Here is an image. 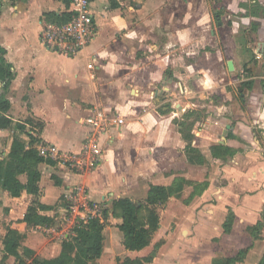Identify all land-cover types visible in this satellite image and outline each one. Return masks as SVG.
<instances>
[{
  "label": "crops",
  "instance_id": "obj_1",
  "mask_svg": "<svg viewBox=\"0 0 264 264\" xmlns=\"http://www.w3.org/2000/svg\"><path fill=\"white\" fill-rule=\"evenodd\" d=\"M68 4L2 0L0 46L16 73L6 89L13 123L0 129L3 154L16 136L28 140L29 133L60 151L78 152L93 132L84 119L95 109L121 115L125 123L101 135L93 171L43 162L37 194L15 197L0 186L2 238L35 201L50 205L42 213L56 220L66 210L57 203L74 189L107 206L119 197L144 200L151 184L184 176L193 183L165 203L146 247L127 249L117 220L111 222L122 237L120 262L147 256L161 242L149 264H213L242 248L236 264H258L264 225L258 238L248 227L264 219V0H92L97 32L76 56L50 50L40 38L44 13ZM4 85L0 79V92ZM28 117L44 122L40 133L25 123ZM229 138L235 153L216 158L211 147ZM190 140L202 161L189 158ZM198 182L207 186L191 197ZM229 211L234 219L225 232ZM192 230H203L206 241L193 238ZM31 236L25 246L36 251ZM61 248L57 243L48 257Z\"/></svg>",
  "mask_w": 264,
  "mask_h": 264
},
{
  "label": "trees",
  "instance_id": "obj_2",
  "mask_svg": "<svg viewBox=\"0 0 264 264\" xmlns=\"http://www.w3.org/2000/svg\"><path fill=\"white\" fill-rule=\"evenodd\" d=\"M69 3L70 0H65ZM113 1V0H112ZM2 0H0L1 11ZM70 12L47 11L44 13L46 20L66 21L70 17ZM6 49L0 46V79L5 82L4 91L0 92V129L7 128L13 123L8 115L11 107L10 100L6 97V89L15 78L16 73L12 65L5 58ZM246 84V83H245ZM25 123L30 124L39 133L44 127V122L33 117H28ZM17 127L25 130V124L17 123ZM29 139L23 140L16 136L12 142L10 152L7 157H0V186L9 192L10 195L18 197L23 192L37 194L40 191L39 181L42 177L40 164L43 162L56 163L55 160L47 158L41 154L38 145L44 140L37 134L29 133ZM193 134L190 139H193ZM232 133L229 134V137ZM187 144L186 150L191 153L189 158L202 161L203 156L197 154L198 147ZM216 158L226 161L235 151L231 139L225 143H219L211 147ZM193 155V156H192ZM25 175L23 181L21 176ZM191 180L184 176L175 178L172 184H151L148 195L144 200H133L130 197H119L112 202V215L116 218V226L123 232V244L127 249L140 250L150 244L151 238L160 227V210L172 196L179 197L186 184H192ZM207 186V182L195 184V190L191 194L193 197ZM67 207V206H66ZM51 208L50 205L35 201L28 206L22 219L12 220L3 238V249L0 250V264H10L9 258L14 257V264H89L91 261L101 257L104 249V229L106 221L110 216V210L106 206L102 211V216L90 218L87 222H81L74 227V233L63 240L62 248L58 255L53 257H41L30 247H25L21 253L19 247L25 239L28 231L39 226H50L54 221V216L42 213L43 210ZM264 217V216H263ZM234 213L229 211L223 224L224 231L231 230ZM264 225V219L259 220L248 227L250 234L258 238ZM161 242L156 243L155 248L141 258H126L120 264H149L153 261ZM247 249L242 248L236 256L219 257L213 264H236ZM258 264H264V254Z\"/></svg>",
  "mask_w": 264,
  "mask_h": 264
},
{
  "label": "built area",
  "instance_id": "obj_3",
  "mask_svg": "<svg viewBox=\"0 0 264 264\" xmlns=\"http://www.w3.org/2000/svg\"><path fill=\"white\" fill-rule=\"evenodd\" d=\"M92 0H70L62 12H70L66 21H44L40 38L50 50L65 55L76 56L87 47L97 32L92 11ZM94 68V63L88 64ZM84 123L93 128L78 152H63L55 145L41 143L38 148L42 155L55 160L72 172L85 174L93 171L102 156L100 137L114 125H122L125 118L121 115L108 114L102 109H95L85 117ZM67 208L76 217V224L87 222L90 218L102 216L106 205L89 200L85 196V189L78 188L66 194Z\"/></svg>",
  "mask_w": 264,
  "mask_h": 264
},
{
  "label": "rangeland",
  "instance_id": "obj_4",
  "mask_svg": "<svg viewBox=\"0 0 264 264\" xmlns=\"http://www.w3.org/2000/svg\"><path fill=\"white\" fill-rule=\"evenodd\" d=\"M3 147H0V157H7L3 154ZM113 202V200H112ZM112 202L110 205H107V207L110 210V216L108 220L106 221V226H105V242H104V250L105 254L102 257V259L97 260L93 262L92 264H117V258L116 256H120L124 258V254L122 252V237L119 235V233L114 228V224L111 222H115L116 218L111 214L112 213ZM64 204V209L65 213L63 215H60L58 213L57 219L50 225V226H42V227H37L35 229L30 230V233H32V236L30 237L29 240H31L35 245H37L36 249V254L41 257H48L52 256L56 253L55 247L56 244H62L63 240L66 239L67 237L71 236L74 233V227L76 224V217L73 216V212L70 211L67 207V201L64 198L63 200L59 201L57 205ZM161 212V210H160ZM1 216L0 215V222H1ZM112 220V221H111ZM8 227V226H6ZM1 228V226H0ZM215 230H212L214 232ZM29 232V231H28ZM27 232V233H28ZM194 236H199L202 240L206 241V234L203 233V230H192L190 231ZM3 233H5V230L0 229V242L3 239ZM27 235V234H26ZM186 234H178L179 238L184 237ZM204 236V237H203ZM26 239L22 241L21 243V249L23 252L25 251V243ZM1 244V243H0ZM151 250L153 248V245L150 247ZM230 251V250H229ZM11 258V259H10ZM10 264L15 263V258L10 257ZM120 264V263H119Z\"/></svg>",
  "mask_w": 264,
  "mask_h": 264
},
{
  "label": "water",
  "instance_id": "obj_5",
  "mask_svg": "<svg viewBox=\"0 0 264 264\" xmlns=\"http://www.w3.org/2000/svg\"><path fill=\"white\" fill-rule=\"evenodd\" d=\"M232 64H233V62H232V61H230V62H229V65L231 66Z\"/></svg>",
  "mask_w": 264,
  "mask_h": 264
}]
</instances>
